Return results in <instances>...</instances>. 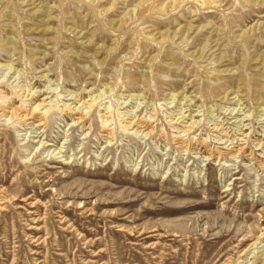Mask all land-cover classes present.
Instances as JSON below:
<instances>
[{"label":"rangeland","instance_id":"1","mask_svg":"<svg viewBox=\"0 0 264 264\" xmlns=\"http://www.w3.org/2000/svg\"><path fill=\"white\" fill-rule=\"evenodd\" d=\"M0 264H264V0H0Z\"/></svg>","mask_w":264,"mask_h":264},{"label":"bare ground","instance_id":"2","mask_svg":"<svg viewBox=\"0 0 264 264\" xmlns=\"http://www.w3.org/2000/svg\"><path fill=\"white\" fill-rule=\"evenodd\" d=\"M31 94V93H30ZM79 94V93H78ZM78 94H76L78 96ZM89 98V97H88ZM52 101V100H51ZM84 104H87L88 106L85 107V108H88L89 110L93 107V104L92 103H89L86 100L83 101ZM18 107V106H16ZM46 107V110L44 111V113L46 114H39L37 117V120H38V123L36 125H44L46 122H47V118H46V115L47 113H49L51 110L55 109V105H53L52 103H50V101H47V98L46 97H43L41 99L40 102H38L36 105H34L31 109L29 108L27 111H25L24 114L21 115V117L23 119H28V118H31V117H34L35 116V112L38 111V109H42V108H45ZM8 110V109H7ZM19 110V109H18ZM23 110V108H22ZM25 110V109H24ZM64 111V109H62ZM73 114L75 113L77 116L75 117V122L77 124L79 123H82L84 122L86 119H87V114L89 113L88 111L85 112L84 109L80 110V107H77L76 105L73 106L71 109H70ZM6 109L3 110V112H5ZM11 112V117L13 118L14 117V111H16V108H13L12 110H10ZM40 111V110H39ZM66 112V111H65ZM8 113V112H7ZM23 113V112H22ZM107 113V112H106ZM105 113V114H106ZM20 114V113H19ZM105 114H102V116L104 117ZM74 117V116H73ZM108 118V116H107ZM74 120V119H73ZM110 120V119H109ZM179 119H177L178 121ZM105 121H108V120H105ZM176 121V122H177ZM74 122V123H75ZM152 122H154V120H150L148 118H145V116H136L135 118L131 119L128 123L130 125V127L132 128H136V130L138 131L139 129L143 132L146 133V135H151L154 131H155V127L152 126ZM175 122V123H176ZM181 122H188V121H184L182 120ZM108 123V122H107ZM91 124H90V128H91ZM195 128V122L191 121V123H188L187 125H183V131L185 132H189L191 133L192 132V129ZM103 130H105L107 133L106 135L110 138H113V135H114V131L112 130V128H110L107 124L103 125ZM184 132V133H185ZM186 135V134H185ZM185 135H180L179 138H180V147L185 149V150H189V148L191 147V144L190 146L188 145L189 143H187V139L184 138ZM242 135L244 136V133H242ZM178 138V139H179ZM40 141V140H39ZM203 142V141H202ZM261 143V142H260ZM205 145H207L206 143H203ZM48 146L50 145H53L51 143L47 144ZM238 145H234L233 147L231 148H228L227 150L228 151H225V152H219L217 153V160L221 161V160H226L228 158H233V157H240L242 155V152H243V147H240V148H235L233 149L234 147H237ZM229 147V146H228ZM197 149V148H196ZM215 154L214 153H210L208 155V158L210 159L212 156H214ZM263 235V234H262ZM255 244V243H254Z\"/></svg>","mask_w":264,"mask_h":264}]
</instances>
